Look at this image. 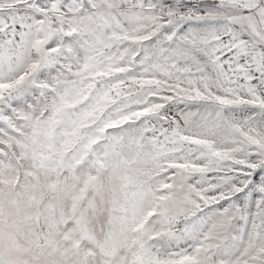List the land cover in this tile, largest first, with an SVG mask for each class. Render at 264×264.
<instances>
[{
	"label": "snow or ice",
	"instance_id": "snow-or-ice-1",
	"mask_svg": "<svg viewBox=\"0 0 264 264\" xmlns=\"http://www.w3.org/2000/svg\"><path fill=\"white\" fill-rule=\"evenodd\" d=\"M0 264H264V0H0Z\"/></svg>",
	"mask_w": 264,
	"mask_h": 264
}]
</instances>
